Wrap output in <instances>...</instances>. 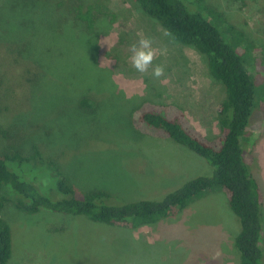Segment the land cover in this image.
Segmentation results:
<instances>
[{
    "label": "rangeland",
    "instance_id": "374dc122",
    "mask_svg": "<svg viewBox=\"0 0 264 264\" xmlns=\"http://www.w3.org/2000/svg\"><path fill=\"white\" fill-rule=\"evenodd\" d=\"M201 1L243 32L233 40L236 50L256 67L250 69L258 105L245 151L264 195V0ZM72 3L97 7L92 30L75 20ZM3 5L0 23L21 11L18 2ZM23 17L0 26V153L29 156L37 146L75 186L103 188L118 204L161 199L213 173L205 158L171 138L139 131L132 120L142 102H164L186 112L207 138L220 134L216 115L223 85L195 48L175 40L135 0H44L34 15L29 10ZM145 36L158 52L153 63L166 66L159 79L138 73L129 62L131 45ZM86 97L92 104L84 108L80 101ZM22 164L16 167L31 177L41 171L33 161ZM38 182L51 186L45 176ZM4 217L13 238L8 264H238L239 259L234 243L240 219L221 190L139 228L51 211L29 214L11 204Z\"/></svg>",
    "mask_w": 264,
    "mask_h": 264
},
{
    "label": "trees",
    "instance_id": "16d2710c",
    "mask_svg": "<svg viewBox=\"0 0 264 264\" xmlns=\"http://www.w3.org/2000/svg\"><path fill=\"white\" fill-rule=\"evenodd\" d=\"M42 1L0 0L1 14L4 9L2 4L6 2H18L21 10L13 16H3L0 26L10 17L17 16V21L19 18L26 19L23 15L29 10L34 15ZM135 1L144 13L159 20L175 40L195 48L208 61L209 74L223 85L224 95L216 115L220 134L212 139L192 125L186 112L164 102L144 101L135 107L134 127L145 134L166 136L188 147L213 166V173L194 177L161 199L118 204L113 202L112 193L103 188L84 190L75 186L63 167L53 158L44 157L37 146L33 147L29 156L2 152L0 264H8L12 257V231L4 217L5 207L9 204L29 214L51 211L86 216L92 221L112 226L139 228L182 212L191 202L212 190L226 193L230 208L240 219L241 228L234 243L239 253L238 264H264V195L251 173L245 151L250 140V133H245L258 105L259 88L250 69L256 67L241 55L243 52L236 50L238 42L235 41L240 36L243 38V32L234 29L220 11L201 0ZM84 8L81 3L75 6L72 3L71 12L75 20L85 22L86 28L92 30L96 19L94 12L98 9L91 4ZM224 35L229 36L231 41H227ZM90 101L88 97L82 98L80 104L84 108L90 107ZM31 161L41 170L32 177L20 167L22 163ZM17 165H20L19 169ZM40 176L48 178L51 186L43 188L38 182Z\"/></svg>",
    "mask_w": 264,
    "mask_h": 264
},
{
    "label": "clouds",
    "instance_id": "9594fccd",
    "mask_svg": "<svg viewBox=\"0 0 264 264\" xmlns=\"http://www.w3.org/2000/svg\"><path fill=\"white\" fill-rule=\"evenodd\" d=\"M157 58L158 52L151 38L141 37L137 43L131 45L129 62L138 73L150 75L156 79L162 77L166 66L161 63L154 64Z\"/></svg>",
    "mask_w": 264,
    "mask_h": 264
}]
</instances>
